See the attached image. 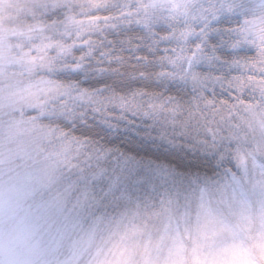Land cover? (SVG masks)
<instances>
[{
	"label": "snow or ice",
	"instance_id": "1",
	"mask_svg": "<svg viewBox=\"0 0 264 264\" xmlns=\"http://www.w3.org/2000/svg\"><path fill=\"white\" fill-rule=\"evenodd\" d=\"M19 13L0 29V114L30 134L15 156L54 142L41 173L76 210L26 264H264V0Z\"/></svg>",
	"mask_w": 264,
	"mask_h": 264
},
{
	"label": "clouds",
	"instance_id": "2",
	"mask_svg": "<svg viewBox=\"0 0 264 264\" xmlns=\"http://www.w3.org/2000/svg\"><path fill=\"white\" fill-rule=\"evenodd\" d=\"M19 7L4 0L0 11L19 13ZM75 214L71 194H64L60 184L53 183L41 191L25 174H5L0 177V252L12 251L22 258L26 250L17 238L26 227L31 229L33 243L47 248L57 230Z\"/></svg>",
	"mask_w": 264,
	"mask_h": 264
},
{
	"label": "rangeland",
	"instance_id": "3",
	"mask_svg": "<svg viewBox=\"0 0 264 264\" xmlns=\"http://www.w3.org/2000/svg\"><path fill=\"white\" fill-rule=\"evenodd\" d=\"M10 6L20 5L23 0H7ZM21 16L20 13H14L11 11L3 12L0 11V29L11 30L18 29L20 25ZM28 109L25 108V113ZM10 119L9 114H0V177L7 175L25 174L27 175L30 184L34 185L37 189L43 191L47 189L54 182H49L48 178L43 176L41 173V167L43 165V157L45 151H51L55 146L53 143L45 142L43 147L33 153L30 159H21L14 155V149L19 141L28 142L30 134H22L19 136L12 137L11 139L7 136V123ZM59 184V183H58ZM28 231L27 238H19L18 243L26 250V254L21 258L15 253L14 255L22 259L23 262H27L29 253L32 250L44 249L38 247L32 241V232L30 228H24ZM61 229L57 230L56 234L52 237L50 244H52L56 238L57 233ZM49 244V245H50Z\"/></svg>",
	"mask_w": 264,
	"mask_h": 264
},
{
	"label": "trees",
	"instance_id": "4",
	"mask_svg": "<svg viewBox=\"0 0 264 264\" xmlns=\"http://www.w3.org/2000/svg\"><path fill=\"white\" fill-rule=\"evenodd\" d=\"M89 123L90 124H94L95 123V121H93L91 118L89 119ZM100 132V129L97 127V128H95L94 129V134L95 133H99ZM119 139V138H118ZM117 142H119V141H117ZM124 146H126V147H134L138 152H140V154L141 155H150L151 153L147 150V149H145V148H143V147H141V146H139V145H129V142L128 141H125V145Z\"/></svg>",
	"mask_w": 264,
	"mask_h": 264
}]
</instances>
